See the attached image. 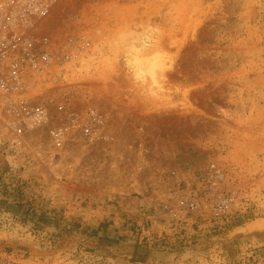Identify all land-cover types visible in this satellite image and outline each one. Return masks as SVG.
<instances>
[{"label": "rangeland", "instance_id": "374dc122", "mask_svg": "<svg viewBox=\"0 0 264 264\" xmlns=\"http://www.w3.org/2000/svg\"><path fill=\"white\" fill-rule=\"evenodd\" d=\"M47 27L93 48L48 92L46 125L0 132V250L264 264V0H60ZM134 53L164 69L137 76ZM90 107L94 136L71 123Z\"/></svg>", "mask_w": 264, "mask_h": 264}, {"label": "built area", "instance_id": "2783aa9c", "mask_svg": "<svg viewBox=\"0 0 264 264\" xmlns=\"http://www.w3.org/2000/svg\"><path fill=\"white\" fill-rule=\"evenodd\" d=\"M60 0H0V132L17 141L51 118L48 92L63 88L93 42L84 33L48 32ZM59 111L63 106H58ZM71 118L86 136L97 130V114L87 108ZM0 264H22L0 250Z\"/></svg>", "mask_w": 264, "mask_h": 264}, {"label": "bare ground", "instance_id": "6f19581e", "mask_svg": "<svg viewBox=\"0 0 264 264\" xmlns=\"http://www.w3.org/2000/svg\"><path fill=\"white\" fill-rule=\"evenodd\" d=\"M126 59V66L128 65L129 70L132 71V73L136 74H141L142 67L147 69L148 74H151L154 72L155 69L163 70L164 65L161 63H157L159 59H156V56L152 55L149 58L145 57V59L142 57H139L137 54H132V55H127ZM143 64V65H142ZM145 74V73H144ZM137 75V74H136ZM155 75V74H154ZM138 76V75H137ZM151 77V76H150ZM139 78V77H138Z\"/></svg>", "mask_w": 264, "mask_h": 264}]
</instances>
